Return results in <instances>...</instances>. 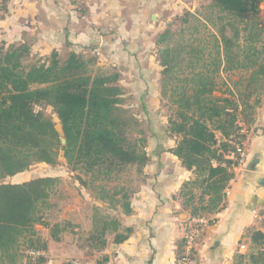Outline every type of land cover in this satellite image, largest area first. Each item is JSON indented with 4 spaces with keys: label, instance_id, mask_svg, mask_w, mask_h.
Wrapping results in <instances>:
<instances>
[{
    "label": "trees",
    "instance_id": "1",
    "mask_svg": "<svg viewBox=\"0 0 264 264\" xmlns=\"http://www.w3.org/2000/svg\"><path fill=\"white\" fill-rule=\"evenodd\" d=\"M5 2L0 0L2 13ZM261 2L212 0L206 8L214 13L217 28L207 53L198 44H173L168 28L156 37L159 93L169 103L166 131L176 138L169 152L191 172L174 195L189 215L186 233L202 230V224L191 222L192 218L207 219L222 208L233 168L239 163L236 148L243 145L244 127L254 122L264 94ZM204 21L216 25L208 17ZM183 52L187 56L180 58ZM96 59L94 54L75 52L62 58L55 50L40 56L29 41L0 42V264H42L43 256L28 254L47 247L34 226L49 227L54 239L62 230L46 218L58 176L5 181L33 164L54 166L62 156L72 171L88 177L76 175L98 199L112 207L119 205L124 214L130 212L132 189L95 183L117 179L130 166L140 174L149 160L147 141L140 119L124 106L120 74L97 66ZM232 71L243 74L219 86L217 76ZM37 106L51 108L61 132ZM261 224L264 228V210ZM119 226L116 218L98 216L94 208L91 247L102 250L110 231L115 233V243L124 241L132 230L119 231ZM246 237L249 248L234 256V264H264V231L250 229ZM185 243L184 235L177 243L176 261ZM108 260L103 255L96 264Z\"/></svg>",
    "mask_w": 264,
    "mask_h": 264
},
{
    "label": "crops",
    "instance_id": "2",
    "mask_svg": "<svg viewBox=\"0 0 264 264\" xmlns=\"http://www.w3.org/2000/svg\"><path fill=\"white\" fill-rule=\"evenodd\" d=\"M211 2L6 0V11H0V42L29 41L32 51L40 56L52 50L62 58L69 52L94 54L97 66L114 67L110 71L120 74L126 93L138 94L144 120L151 123L163 118L160 126L148 130L153 139L145 147L149 160L132 188L129 213L124 214L119 205L112 209L76 180L59 179L55 197L50 198L53 206L48 221L59 223L62 230L54 239L49 227L34 226L47 243L40 255L44 257L42 264H96L103 255L113 264H176L177 243L186 234L189 215L174 195L191 172L169 152L176 138L167 134V116L158 117L152 106L153 100L161 99L156 37L172 18L182 13L198 16ZM244 131V158L233 168L222 208L202 224L194 246L196 264H234V256L249 248L246 233L250 229L264 231V94L254 122ZM94 208L98 216L116 218L119 231L131 228L129 236L115 243V233L110 231L106 246L93 249L88 238Z\"/></svg>",
    "mask_w": 264,
    "mask_h": 264
},
{
    "label": "rangeland",
    "instance_id": "3",
    "mask_svg": "<svg viewBox=\"0 0 264 264\" xmlns=\"http://www.w3.org/2000/svg\"><path fill=\"white\" fill-rule=\"evenodd\" d=\"M259 15L261 18H264V0H262V2L260 3ZM185 17L187 18L186 22L182 21V19ZM206 17L210 18L211 21L215 22L216 24V21H214L215 20L214 13H212L211 10L206 7L200 10L198 16L196 15L187 16L186 13H182L180 16H177L176 18H172L170 23L167 24L168 26L167 28L171 30L173 34L172 37L173 44H181L183 46L188 44H192L193 46H195L196 44H198L199 47H204L205 53L211 50L212 34L215 32L217 28V24L214 26L211 24V22L204 21ZM186 56H187L186 53L183 52L181 53L180 58L182 57L185 58ZM111 68L114 67H110L109 70ZM241 74H243L241 71L221 72L216 79L220 86L222 81H226V82L236 81ZM223 88L224 87L222 86V89ZM129 92L127 93L125 92L124 106L127 107L132 114L136 115L141 120L140 128L142 130V136L143 138L146 139L147 143L149 142L151 144L153 141L152 134L148 130L150 126L151 128H153L154 126L155 127L160 126L163 118L160 120V122L158 121L159 119L158 120L156 119L151 123L144 120L143 106L141 105L142 100L138 98V94L136 92L131 91V93L128 94ZM215 95H218V92H215ZM152 106H154V109L156 108V114L158 117L167 116L169 112V103L167 102L166 99H162V98L160 99L158 97L156 100H153ZM36 108L41 109L45 115L51 117L55 123V128L59 132H61L60 123L50 107L37 106ZM58 161L59 162L54 166H50L44 163L33 164L27 170L18 173L12 177L6 178L5 181L23 182L38 176H58L59 179H63V178L67 179L68 180L67 182H70L72 180L71 182L73 183L74 180L78 182V179L76 178L77 174H79L80 177L84 180L88 178L87 176L83 175L82 173H79L78 171H72L70 167L66 164L64 157L60 156L58 158ZM139 178H140V174H138L135 171L134 167L130 166L124 172H122L117 179H114L112 181H102L95 184H105L108 188L117 185L132 189L134 184L137 183ZM70 188L72 190L75 189L73 188L72 185L70 186ZM89 188L92 189L91 187ZM55 192L53 193L51 199L55 197L54 196ZM74 193L77 194V191L74 190ZM110 207L112 209H116V207H112V206ZM50 211L46 214L47 220L50 218Z\"/></svg>",
    "mask_w": 264,
    "mask_h": 264
},
{
    "label": "built area",
    "instance_id": "4",
    "mask_svg": "<svg viewBox=\"0 0 264 264\" xmlns=\"http://www.w3.org/2000/svg\"><path fill=\"white\" fill-rule=\"evenodd\" d=\"M236 151L239 154V162H240L243 160L245 154L244 145H238ZM205 221H206L205 218L191 219V222L198 224H204ZM200 231H201L200 229H192L185 234L186 237L185 249L181 257L176 261L177 264H196L194 259V253H192V249H194V246L196 244V239ZM241 247H244V245H242ZM42 253L43 252L41 251L28 250V254L33 257L41 255ZM106 264H113V262L111 260H108Z\"/></svg>",
    "mask_w": 264,
    "mask_h": 264
},
{
    "label": "water",
    "instance_id": "5",
    "mask_svg": "<svg viewBox=\"0 0 264 264\" xmlns=\"http://www.w3.org/2000/svg\"><path fill=\"white\" fill-rule=\"evenodd\" d=\"M61 142H62V143H64V142H65V140H64V139H62V140H61ZM113 248H115V244H114Z\"/></svg>",
    "mask_w": 264,
    "mask_h": 264
}]
</instances>
